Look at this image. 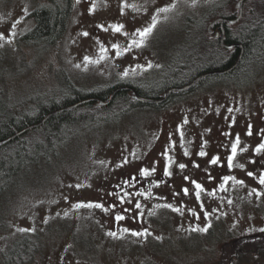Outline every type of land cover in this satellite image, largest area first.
Masks as SVG:
<instances>
[{"label": "rangeland", "instance_id": "obj_1", "mask_svg": "<svg viewBox=\"0 0 264 264\" xmlns=\"http://www.w3.org/2000/svg\"><path fill=\"white\" fill-rule=\"evenodd\" d=\"M227 2L75 0L62 35L46 46L20 37L35 25L33 9L50 1L0 0V89L39 104L70 83L158 86L162 70L176 74L199 48L201 20ZM245 82L208 83L160 108L112 117L22 169L0 195V264L29 232L43 244L29 264H220L230 238L264 231V64ZM223 261L264 264V248Z\"/></svg>", "mask_w": 264, "mask_h": 264}, {"label": "trees", "instance_id": "obj_2", "mask_svg": "<svg viewBox=\"0 0 264 264\" xmlns=\"http://www.w3.org/2000/svg\"><path fill=\"white\" fill-rule=\"evenodd\" d=\"M49 1L50 4H40L30 13L36 22L20 37L24 43L47 46L54 44L62 35L71 7L64 5L63 2L61 4L60 0ZM237 1L228 0L223 6L214 7L201 20L199 48L177 69L176 74L171 73L174 72L172 66H169L167 72L162 70L161 78L166 79L158 86L156 84L146 87L131 79H116L90 89H83L70 83V90L66 94L62 89L59 91V97L49 96V99L39 104L13 101L4 89H0V195L22 169L42 159L52 158L59 147L84 128L113 122L115 119H111L112 117H122L139 108L162 107L175 99L172 98L173 95L179 94V98L183 97L208 83L245 85L247 84L245 77L250 80L255 78L264 64V0H244L241 17L234 23L225 24L224 41L229 44L235 43L233 48L224 46L218 39L204 31L207 30L208 23L218 16L231 18L237 16L238 10L235 8ZM241 51L239 61L229 71L204 75L191 87L169 93L168 98L159 104L139 101L133 98L132 91L127 89V86H131L142 97L158 98L166 90L186 85L201 74L231 67ZM183 72L186 76L179 78ZM168 76L171 77L169 80ZM114 90L116 92L110 103L96 104L95 99H108ZM87 98L90 100L76 104ZM21 131L22 133L17 134ZM8 138L10 140L3 142ZM252 238L259 239V242L256 244L254 240V245L249 243L244 248L246 243L244 239L250 241ZM42 248L43 244L38 240L37 233H26L2 252L3 264H29L41 253ZM262 248L264 231L259 234L235 236L223 245L222 260L219 259L221 261L218 263L225 264L223 260L229 261L237 255L252 254Z\"/></svg>", "mask_w": 264, "mask_h": 264}, {"label": "water", "instance_id": "obj_3", "mask_svg": "<svg viewBox=\"0 0 264 264\" xmlns=\"http://www.w3.org/2000/svg\"><path fill=\"white\" fill-rule=\"evenodd\" d=\"M243 2L244 0H238L235 4V8L238 10V14L237 16L235 17H219L217 19H215L213 22L215 21H220L221 23V26H222V32H221V39L223 40V36H224V29H225V23H228V24H231V23H234L236 22L242 15V12H243ZM211 29L210 25H209V30ZM217 35L219 34V32L216 33ZM236 44L235 43H226L225 46L228 47V48H233ZM242 51H243V48H242ZM242 51L241 53L239 54L238 58L236 59V62L235 64H233L231 67L229 68H226V69H219V70H213V71H209V72H206L204 74H201L199 76H197L195 79H193L191 82H189L188 84L184 85V86H177V87H174V88H170L168 89L167 91H165L162 95V97L160 98H149V97H142L140 95L137 94L136 90L133 89L131 86H127V89L131 90L132 91V96L133 98L139 100V101H145V102H159V101H163L171 91L175 90V91H178V90H183L185 88H188V87H191L193 84H195L201 77H203L204 75H208L209 73L211 72H227L229 71L230 69H232L236 63L239 61L240 57H241V54H242ZM116 90H114L112 92V94L108 97V99H95V102L97 105H106L108 103L111 102L114 94H115ZM90 99H83L79 102H77L76 104H80V103H83V102H86ZM20 132H18L17 134H19ZM15 136V135H14ZM12 136V137H14ZM11 137V138H12ZM10 140V138L8 139H4L3 142H6Z\"/></svg>", "mask_w": 264, "mask_h": 264}, {"label": "snow or ice", "instance_id": "obj_4", "mask_svg": "<svg viewBox=\"0 0 264 264\" xmlns=\"http://www.w3.org/2000/svg\"><path fill=\"white\" fill-rule=\"evenodd\" d=\"M167 10H168V9H166V8H165V9H161V11H167ZM154 27H155V21L153 22V24H152L150 27L145 28V29H143L142 31H140V32H139V35H140L141 37H145V36H147L148 34L151 33V31L153 30ZM113 28H114L115 31L119 32V31H121V29L123 28V25H114ZM84 35H87V33H84ZM3 38H4V37H3V34H0V39H3ZM134 43H135V41H134ZM249 134H251V133H249ZM238 144H239V137L236 138V141H235V143L233 144V147H232V150H231V151H232V156L228 158L229 166H231V164H232V159H233V157H234V156L236 155V153H237V145H238ZM260 149H264V144H261V145L257 148V151H259ZM204 154H205V153H203V152L200 153V155H204ZM169 160H171V158H169ZM217 160H218V158H214V159L211 161V163H216ZM180 167H181V168H184L185 165L181 164ZM241 167H242V166H241ZM143 172H144L145 175H148V174H149L147 169H144ZM168 174L170 175V173H168ZM249 175L251 176V175H253V174H252V173H249ZM186 179H187V177H186ZM225 179H226V180H227V179H234V177H226ZM193 183L195 184L196 189L202 190V187H201L200 184L195 183V182H193ZM239 183H243V182L240 181ZM260 183H261V184H264V177H261V178H260ZM184 191H185V193H187L188 190L185 189ZM197 196H199V192H197ZM86 206H87V207H93V206H95V207H103V205H100V204H96V205L88 204V205H86ZM137 207H139V205H137ZM116 218H117V220H122V219H124L123 216H117ZM203 231H207V229H203ZM133 234H134V235H141V233H133ZM111 235H115V233H111Z\"/></svg>", "mask_w": 264, "mask_h": 264}, {"label": "flooded vegetation", "instance_id": "obj_5", "mask_svg": "<svg viewBox=\"0 0 264 264\" xmlns=\"http://www.w3.org/2000/svg\"><path fill=\"white\" fill-rule=\"evenodd\" d=\"M60 1H62L63 3H64V5H66V6H68V7H70V6H73V4L75 3V0H60ZM220 17V16H219ZM218 17V18H219ZM215 19V18H214ZM213 20V19H212ZM209 24H210V27H211V29L209 30ZM207 31H208V33H209V35H211L212 37H215L216 39H218L223 45H224V43H226L225 41H224V39H225V36H226V25H225V29H224V36H223V41H222V39H221V32H222V26H221V23H220V21H215V22H213L212 21V23H208V26H207ZM217 32H219V34L217 35L216 33ZM185 89H187V88H185ZM185 89H183V90H185ZM181 91V90H180ZM172 92H178V91H172ZM171 93V92H170ZM163 94V93H162ZM170 95V94H169ZM168 95V96H169ZM162 96V95H161ZM168 96L166 97V98H168ZM179 96V94H175V95H173L172 96V98H176V97H178ZM158 98H160V97H158ZM160 102H162V101H160ZM160 102H153V103H156V104H159ZM158 108H160V107H158Z\"/></svg>", "mask_w": 264, "mask_h": 264}, {"label": "bare ground", "instance_id": "obj_6", "mask_svg": "<svg viewBox=\"0 0 264 264\" xmlns=\"http://www.w3.org/2000/svg\"><path fill=\"white\" fill-rule=\"evenodd\" d=\"M134 89H135V88H134ZM20 133H22V131H21Z\"/></svg>", "mask_w": 264, "mask_h": 264}]
</instances>
